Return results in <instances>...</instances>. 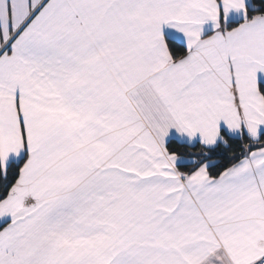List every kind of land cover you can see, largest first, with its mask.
Masks as SVG:
<instances>
[{"label": "snow or ice", "instance_id": "6c2138e0", "mask_svg": "<svg viewBox=\"0 0 264 264\" xmlns=\"http://www.w3.org/2000/svg\"><path fill=\"white\" fill-rule=\"evenodd\" d=\"M0 264H264V0H0Z\"/></svg>", "mask_w": 264, "mask_h": 264}]
</instances>
